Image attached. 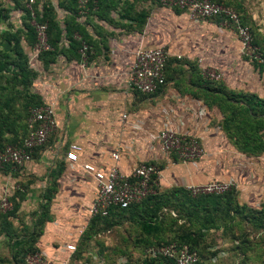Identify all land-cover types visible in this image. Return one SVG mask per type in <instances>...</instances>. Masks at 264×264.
Segmentation results:
<instances>
[{"label":"crops","instance_id":"obj_1","mask_svg":"<svg viewBox=\"0 0 264 264\" xmlns=\"http://www.w3.org/2000/svg\"><path fill=\"white\" fill-rule=\"evenodd\" d=\"M0 4L10 10L9 18L0 23V52L8 54L12 45L5 33L14 32L23 24L15 30L11 25L16 10L13 0H0ZM186 18L183 11L160 5L150 9L139 29H128L122 25L123 21L116 25L95 16L84 22L85 17L80 16L77 21L85 24L92 42L86 66L81 65L70 49L59 52L53 62L38 59L32 92L44 104L54 105L57 129L19 171H0V195L6 192L15 206L12 214L0 216V256L6 260L1 264H17L15 259H20L23 251L33 246L56 264L68 259L71 254L65 245L77 243L81 226L89 219L87 206L96 187L95 181L81 172L79 164L92 162L106 166L116 149L121 156L119 168L126 174L139 161H164L159 178L161 188H185L214 179L235 181L237 154L246 156L235 141L248 142L249 133L239 137L236 133L230 135L223 121L230 113L228 103H242L227 101L222 108L216 100L204 98L202 77L199 72H193L195 67L198 71L199 59L189 46L193 26ZM206 21L222 25L214 19ZM62 46L68 47L66 38ZM159 46L166 48V73L172 80L165 81L153 95L130 89L127 76L135 51L139 47ZM250 82L248 85L242 82L237 90H228L219 83L212 86L255 94L264 100V87L255 89ZM0 95L3 102L0 130L4 136L25 137L27 121L19 119L25 99L12 100L11 95ZM123 113L128 114L126 121L121 120ZM163 127L198 137L205 155L186 163L163 155L155 138ZM71 144L80 149L78 163L66 157ZM246 157L258 165L256 172L250 171L246 176L250 185L245 189L247 205L255 206L264 200V151Z\"/></svg>","mask_w":264,"mask_h":264},{"label":"rangeland","instance_id":"obj_2","mask_svg":"<svg viewBox=\"0 0 264 264\" xmlns=\"http://www.w3.org/2000/svg\"><path fill=\"white\" fill-rule=\"evenodd\" d=\"M47 1L54 6L58 17L63 18L65 9L59 7L57 0H33V4L41 8ZM224 1H232L240 10V15L248 21L252 38L258 44H252L255 48L253 54H258L260 48L264 51V0ZM79 2L78 0V4ZM27 3L28 0H16L17 8L14 4L16 10L11 21L14 30L25 23L24 11L18 9V6L27 7ZM119 3L118 7L121 6V2ZM155 3L156 0H146L145 3L136 0L134 4L138 10H150L158 6ZM80 6L83 9L81 4ZM186 19L193 26L189 46L197 53L198 64L205 71L220 77L210 81L223 84L228 90H237L242 82L248 85L250 81V86L255 89L264 87V68L249 54L241 51L237 35L231 28L208 21L202 23ZM22 44L24 51L28 53L30 68L38 73L39 58L34 55L36 45H28L25 41ZM35 80L36 77L33 82ZM12 138L14 137L5 136L6 140ZM169 157L173 160L171 155ZM237 159V176L233 189L239 204L247 205L245 189L250 183L246 181V176L250 171L256 172L258 165L253 164L245 155L241 156L240 152ZM156 164L163 166L164 161ZM215 200L220 202L217 212L211 210L216 204ZM215 200L213 203L205 201L198 205L199 201L191 200L181 191L171 194L167 192L155 202L139 209L118 213L106 219L89 218L81 226L76 250L69 256L66 264H143L145 255L149 256L147 243H158L156 238L142 233L140 223L145 220L159 222V243L164 245H185L191 249L179 238V235L189 233L196 240L190 246L197 253L198 264H264V200L254 204L255 206L248 205L255 211L237 206L234 200L228 205L225 198ZM202 207H208L209 210L205 211ZM54 247L58 245L54 244Z\"/></svg>","mask_w":264,"mask_h":264},{"label":"built area","instance_id":"obj_3","mask_svg":"<svg viewBox=\"0 0 264 264\" xmlns=\"http://www.w3.org/2000/svg\"><path fill=\"white\" fill-rule=\"evenodd\" d=\"M87 0H80L84 5ZM27 8L31 11L32 24L37 32L38 42L34 48V55L37 56L42 50L49 49L47 43L46 24L37 23L34 20L33 0H28ZM161 6L182 10L190 20L206 21L222 18L221 24L231 28L237 35L241 51L254 58L264 68V58L258 53L253 54L252 34L250 28L241 23L239 13L230 6L219 4L211 0H160ZM79 38V36H77ZM254 48V49H253ZM88 46L83 43L80 49L81 65L86 66L88 62ZM167 51L163 46L139 47L134 54V61L131 65L127 83L128 87L143 95H153L165 83V64ZM203 76L211 80H218V74L205 71L199 65ZM128 118L127 113L121 116L122 121ZM28 132L17 145H9L0 151V169L10 165L13 171H19L22 166L32 160L33 153L43 147L49 137L57 129L54 105L45 103L34 108L27 119ZM161 152L165 156H172L183 163L198 161L205 155V149L198 137L181 134L169 127L161 128L155 135ZM79 147L71 144L66 157L72 163H78ZM111 163L106 166H99L92 162L79 164L84 175L91 177L95 183V191L87 206L89 218L94 216H106L112 208H127L131 204L138 203L149 195L155 194L159 187L161 170L156 163L151 161H139L128 174L121 172L119 161L120 150L112 151ZM235 186V181L211 180L204 184H190L185 186L191 196L207 194H223ZM12 209V202L9 195L4 192L0 195V213ZM76 244L65 245V250L72 254ZM150 257L164 256L173 259L176 264H197V253L183 245H163L147 248ZM26 264H56L40 250L30 253L25 258ZM67 259L62 262L66 264Z\"/></svg>","mask_w":264,"mask_h":264},{"label":"trees","instance_id":"obj_4","mask_svg":"<svg viewBox=\"0 0 264 264\" xmlns=\"http://www.w3.org/2000/svg\"><path fill=\"white\" fill-rule=\"evenodd\" d=\"M15 7L17 8L16 0H13ZM80 1V0H79ZM135 1L136 0H87L86 3L83 6V9H81L80 4H78V0H57V3L59 7L62 9H65L64 15L65 18L60 19L57 15V12L54 9V6L51 4V2L47 1L44 2L41 8H38L36 5H32L34 10V20L37 23H43L46 24V34H47V43L49 45V49L42 50L38 53V58L40 60H44V62H53L56 60L57 54L59 52L71 50L74 57H78L79 60H81V56L79 53V50L82 48V44L85 43L88 46V61L91 57V47L92 42L89 40L85 28V24L82 22L77 21V17L84 16L85 20L84 22L89 21L90 17H97L99 19H103L108 21L111 24H120L121 21L124 23L122 24L128 29L132 28H141L148 16V9L142 8L140 10L135 8ZM141 3H145L146 0H138ZM156 5H160V0H156ZM213 2L227 5L235 9L237 12L240 11L238 7L232 2V1H224V0H211ZM121 6L118 7V4ZM154 3V1H151ZM21 8L22 11H24V20L25 23L21 26V28L17 29L14 32H6L5 37L6 39L11 43V52L8 54H4L0 52V93H6L8 95H11V99H20L22 97L25 99V104L22 105V114L19 117L20 121L26 122L31 111L34 108L40 107L44 104V102L41 100L40 96L36 93L32 92V84L33 80L37 76V72L30 68V65L28 64V56L26 55L23 46H22V40H24L28 45H36L38 42L37 39V32L35 30L34 25L32 24L33 18L31 15V11L27 7L18 6V9ZM174 10H180L178 8H174ZM182 11V10H180ZM117 13V15L115 14ZM239 13V12H238ZM115 14V15H113ZM240 15V13H239ZM10 16V10L3 5L0 4V23L6 19H8ZM241 23L245 26H248L250 28V25L248 21L245 19L243 15H240ZM221 22L222 18H216L214 19ZM75 34H78L79 38L76 37ZM68 40V47L62 46V42L64 39ZM253 45H258L257 41L255 39L252 40ZM259 54L264 58V51L260 48L258 49ZM176 61H179L175 58ZM185 61V60H184ZM167 63L168 59H166L165 64V81L172 80L170 79V76L167 75ZM12 66V68H10ZM262 67V66H261ZM195 73L199 72L200 77H202V81L204 82V98L215 100L219 102V105L223 108V104L227 101L231 102H241L242 104H233L228 103L227 106H229L227 109L230 113H227L223 123L225 124L224 127L227 130L228 134H235L238 135H244L242 133H249L248 136V142L247 141H237L236 139V146L239 149V151L246 154V156H255L261 151H264V100L262 98H259L255 94H240V92H230L218 87H213L212 85H215L214 80L210 81L211 79H208L207 77L203 76L201 73V70L198 68V71L195 67L193 69ZM5 82V84H4ZM159 92V90L157 91ZM156 92V93H157ZM139 93V92H138ZM155 93V94H156ZM237 93V94H236ZM142 94V93H141ZM1 96V95H0ZM10 101V100H9ZM7 101V103H9ZM3 103L0 101V104ZM0 119H3L1 116ZM17 134H14V138L10 140H6L4 136V132L0 130V151L5 149V147L9 145H17L19 142H21V139H17L15 137ZM37 151V150H36ZM34 156V153L33 155ZM174 160L176 161V158L174 157ZM160 170L163 168V166H158ZM2 172L11 171L14 172L11 168V166L5 165L4 168L0 169ZM178 191L183 192L185 195H187L191 200L199 201L198 205H201L200 203H204L205 201H210L213 203L215 199L225 198L226 204H232L233 200L236 202V205L247 208L250 211H255L256 209H252L246 204H239L237 197L235 195V190L231 189L223 194H207V195H199L196 197H193L190 195V193L185 190L183 187H171L170 189H163L161 187H158L155 194L149 195L143 200H141L138 203L131 204L127 208H112L108 215L106 216H94L91 217V219H106L109 217H112L118 213H123L132 209H139L141 207H144L146 205H149L150 203L155 202L157 199H159L163 194L170 192L176 193ZM11 200V199H10ZM216 204L212 207L213 212H217L220 209V202L217 200ZM12 202V200H11ZM223 205L225 206V201L223 200ZM222 203V201H221ZM47 202L45 201L44 204H42L43 208L45 209ZM222 205V206H223ZM203 206H205L203 204ZM14 203L12 202V209L5 212L0 213V216L7 217L8 215L12 214L14 211ZM263 208V206H261ZM260 208V209H261ZM205 211L209 210L208 207H202ZM90 219V220H91ZM140 228L142 233L146 236H152L153 238H156V241L158 243H147V247L152 246H163L164 244L159 243V232L161 227L159 226V222L157 221H143L140 223ZM180 240L183 241V243H186L189 245L191 250L195 249L190 246L191 243H196V240L190 236L189 233L181 234L179 235ZM182 243V242H181ZM39 248L37 247H31V249H25L23 251V256H21L20 259H15V263L20 264H26L25 258L28 254L34 253L38 251ZM76 250V249H75ZM146 258L143 260V264H176V262L171 259L164 256H157V257H149L147 254L145 255ZM6 260L1 255L0 256V264L4 263ZM198 264V263H197Z\"/></svg>","mask_w":264,"mask_h":264}]
</instances>
